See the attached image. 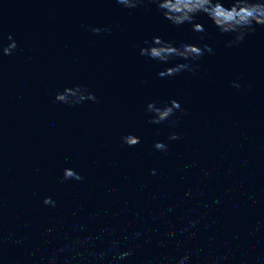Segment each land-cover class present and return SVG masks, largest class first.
<instances>
[{
	"label": "clouds",
	"instance_id": "1",
	"mask_svg": "<svg viewBox=\"0 0 264 264\" xmlns=\"http://www.w3.org/2000/svg\"><path fill=\"white\" fill-rule=\"evenodd\" d=\"M120 5L126 8H136L143 0H116ZM157 6V10L161 12L163 17L176 26L185 23L192 25V30L197 33L205 32L202 24L194 22V18L203 13L216 26L222 34H235L234 43H239L244 39L245 34L253 33L256 30V25L264 26V0H229L230 7H225L224 0H150ZM93 32H99V29H92ZM203 37H201L202 39ZM10 43L7 47H3L2 51L5 55H11L17 47L16 41L9 35ZM148 44L147 41H145ZM211 54L213 49L205 44H182L180 47L174 46L172 43L163 40L161 37H153L151 44L148 47L140 49V54L152 60H157L167 63L172 57H180L185 60H197L205 54ZM184 70L193 71L190 64H179L174 67H169L165 71L158 73L160 77L173 76ZM239 87V84L235 85ZM87 93V95H85ZM55 99L65 104H79L83 100L88 99L96 101L94 94L87 92L86 88L76 86L75 88H65L62 93H58ZM147 110L152 113L150 123L159 124L169 117L174 115L175 111H183L180 104L172 100L169 104L163 107H157L155 103H149ZM170 140L179 139L178 135L173 133L169 136ZM123 142L128 146H135L140 143V139L134 135H128L122 138ZM157 150L166 151L167 145L162 142L154 144ZM155 175V170L152 171ZM64 180L76 179L81 180L82 177L73 169H65L63 174ZM219 202V201H217ZM44 204L55 206V201L51 197L44 199ZM197 221H191L190 226H195ZM170 235H174L171 233ZM191 235H195L192 233ZM131 254V251L119 253L114 259H123ZM103 255V254H102ZM187 256L182 257L178 264H185ZM51 264H55L54 261Z\"/></svg>",
	"mask_w": 264,
	"mask_h": 264
},
{
	"label": "water",
	"instance_id": "2",
	"mask_svg": "<svg viewBox=\"0 0 264 264\" xmlns=\"http://www.w3.org/2000/svg\"><path fill=\"white\" fill-rule=\"evenodd\" d=\"M36 0H0V22Z\"/></svg>",
	"mask_w": 264,
	"mask_h": 264
}]
</instances>
